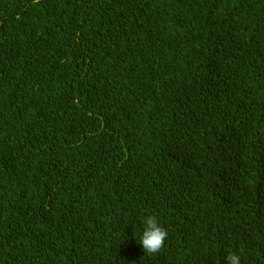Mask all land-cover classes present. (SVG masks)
<instances>
[{
  "label": "trees",
  "instance_id": "obj_1",
  "mask_svg": "<svg viewBox=\"0 0 264 264\" xmlns=\"http://www.w3.org/2000/svg\"><path fill=\"white\" fill-rule=\"evenodd\" d=\"M230 252L264 264V0H0V264Z\"/></svg>",
  "mask_w": 264,
  "mask_h": 264
},
{
  "label": "clouds",
  "instance_id": "obj_2",
  "mask_svg": "<svg viewBox=\"0 0 264 264\" xmlns=\"http://www.w3.org/2000/svg\"><path fill=\"white\" fill-rule=\"evenodd\" d=\"M144 230L140 242L144 251L156 253L163 246L167 237V231L159 225L155 216H146L143 221ZM227 264H240V259L235 253H229L226 256Z\"/></svg>",
  "mask_w": 264,
  "mask_h": 264
}]
</instances>
